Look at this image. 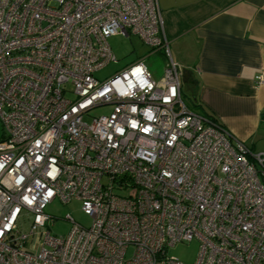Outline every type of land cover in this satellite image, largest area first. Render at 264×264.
<instances>
[{
  "label": "built area",
  "instance_id": "obj_1",
  "mask_svg": "<svg viewBox=\"0 0 264 264\" xmlns=\"http://www.w3.org/2000/svg\"><path fill=\"white\" fill-rule=\"evenodd\" d=\"M115 34L161 76L96 78ZM0 123V264H186L166 250L194 239L192 264H264V153L187 107L157 0H0ZM56 198L90 225L52 235Z\"/></svg>",
  "mask_w": 264,
  "mask_h": 264
},
{
  "label": "crops",
  "instance_id": "obj_2",
  "mask_svg": "<svg viewBox=\"0 0 264 264\" xmlns=\"http://www.w3.org/2000/svg\"><path fill=\"white\" fill-rule=\"evenodd\" d=\"M157 1L185 104L247 145L264 124V84L255 82L264 74V0Z\"/></svg>",
  "mask_w": 264,
  "mask_h": 264
},
{
  "label": "rangeland",
  "instance_id": "obj_3",
  "mask_svg": "<svg viewBox=\"0 0 264 264\" xmlns=\"http://www.w3.org/2000/svg\"><path fill=\"white\" fill-rule=\"evenodd\" d=\"M108 43L117 61H110L103 68L95 72V77L99 80L110 77L114 72L137 59H142L144 61L154 78H157L155 74L161 76L165 57L163 56V58H160L156 54L148 55L147 46H145L137 36L131 34L125 37L121 34H115L108 38ZM110 109V106L98 107L92 110V115L107 113ZM262 114H264V109H262ZM2 135L3 127L0 123V140L2 139ZM246 146L252 153H264V124L261 125L252 141L247 142ZM45 211L52 216V221L54 222V224L47 225V229H49L52 235H67L72 223L66 219V215H69L73 221L84 227H88L91 223L90 217L82 211L81 204L76 199H72L66 203H62L58 198L53 199L47 204ZM26 227L27 225L25 223L24 228ZM198 250L199 243L194 239L174 244L167 248L166 254L168 256H174L186 264H192L197 257ZM130 253L131 249L128 250L127 254L129 255Z\"/></svg>",
  "mask_w": 264,
  "mask_h": 264
},
{
  "label": "trees",
  "instance_id": "obj_4",
  "mask_svg": "<svg viewBox=\"0 0 264 264\" xmlns=\"http://www.w3.org/2000/svg\"><path fill=\"white\" fill-rule=\"evenodd\" d=\"M209 118H211V117H209ZM211 119H213V120H215L214 118H211ZM216 121V120H215ZM220 124V123H219Z\"/></svg>",
  "mask_w": 264,
  "mask_h": 264
},
{
  "label": "water",
  "instance_id": "obj_5",
  "mask_svg": "<svg viewBox=\"0 0 264 264\" xmlns=\"http://www.w3.org/2000/svg\"><path fill=\"white\" fill-rule=\"evenodd\" d=\"M182 79H184V76L182 75Z\"/></svg>",
  "mask_w": 264,
  "mask_h": 264
}]
</instances>
